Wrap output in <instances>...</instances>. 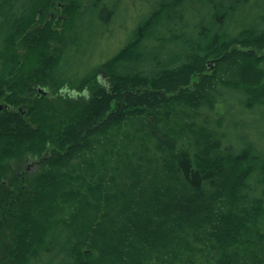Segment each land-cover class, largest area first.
Listing matches in <instances>:
<instances>
[{
    "label": "trees",
    "instance_id": "16d2710c",
    "mask_svg": "<svg viewBox=\"0 0 264 264\" xmlns=\"http://www.w3.org/2000/svg\"><path fill=\"white\" fill-rule=\"evenodd\" d=\"M105 1L0 0L11 25L0 100L14 108L0 112V264H264V150L226 145L225 115L213 116L221 91L264 106V0L162 4L101 66L107 84L73 87L59 66L85 4ZM256 4L262 12L234 34L240 7ZM158 25L200 38L150 35ZM150 37L183 49L157 70L159 50L141 53ZM25 157L40 173L22 181L10 165Z\"/></svg>",
    "mask_w": 264,
    "mask_h": 264
},
{
    "label": "rangeland",
    "instance_id": "374dc122",
    "mask_svg": "<svg viewBox=\"0 0 264 264\" xmlns=\"http://www.w3.org/2000/svg\"><path fill=\"white\" fill-rule=\"evenodd\" d=\"M161 1L163 3H160ZM169 2L171 0H107L102 5L103 7L98 8L95 12L92 10L91 5L85 4V9L74 32L73 43L70 47H67V54L64 62L60 64L59 70L68 78L69 83L73 87H78L83 81L92 77L98 79L102 84H107V76L104 68H101V66L111 61V59L128 47L137 37V31L143 26L144 21L148 20L149 23V18L154 17V14H156L155 10L163 11L164 6L162 4ZM61 6L62 4L58 3V10L63 9ZM259 8L258 4L251 5V7H240L234 20L238 23L232 27L234 34H237L241 30L242 25L239 22H245L246 19L244 21L243 19L247 15L251 16L262 12V9ZM190 10H198L197 13L204 11L200 10L198 5L192 7ZM111 11L115 12L111 13ZM8 12V8L0 7V38L2 35H7L10 31L11 25L9 24V20L3 16V14ZM59 15V13L53 15V19H56L54 29L57 32L63 31L64 26V20ZM232 23L230 22L229 24ZM206 28L209 29L208 23H205L197 30L201 32V30ZM161 29H163L162 25H158L155 29H150L149 34L152 35L157 32L159 35H163L165 39L181 34L184 39L193 40H199L201 34L196 29L187 30L185 33H170L166 30H164V33H161ZM150 38L149 41L144 42L143 46H141V53L144 54V60L146 61L152 59L155 50H159L158 60L156 61L159 66L155 62L154 65L153 63L130 64L132 66L129 69V63H127L121 65L122 69L127 68L145 73L156 69L161 70L163 66L171 63L169 60L180 54L183 49L177 41L161 44L156 40V37ZM2 47L1 44L0 48ZM155 66L157 67L156 69L154 68ZM69 83L64 86L67 91L72 89ZM47 90L51 91L50 89ZM75 91L73 90L72 92ZM221 93L223 96L222 100L226 104L218 105L213 116L217 118V116L225 115L224 127L221 130L227 134L224 141L225 144L238 148V144L252 142L264 150V106H257L252 110H248L241 104L242 101L237 93L227 91H221ZM2 102L0 100V103ZM28 159L25 157L23 160L13 161L10 165L12 172L19 176L22 181H24L25 176H35L40 173L39 165L36 166L34 162L36 159ZM253 187L256 190V184H253ZM254 194L256 195V191L251 190V195ZM203 259L204 257L202 256H196V262Z\"/></svg>",
    "mask_w": 264,
    "mask_h": 264
},
{
    "label": "flooded vegetation",
    "instance_id": "af4514ba",
    "mask_svg": "<svg viewBox=\"0 0 264 264\" xmlns=\"http://www.w3.org/2000/svg\"><path fill=\"white\" fill-rule=\"evenodd\" d=\"M41 89H39V92H40ZM43 94V93H42ZM44 94H47V91H44ZM24 107H19L18 110L19 111H22ZM4 110H10V111H13L14 108L7 102H2L0 103V112L4 111ZM28 160H31V158H29ZM36 166L39 165V160H35L34 161ZM29 170V169H28Z\"/></svg>",
    "mask_w": 264,
    "mask_h": 264
},
{
    "label": "water",
    "instance_id": "95a60500",
    "mask_svg": "<svg viewBox=\"0 0 264 264\" xmlns=\"http://www.w3.org/2000/svg\"><path fill=\"white\" fill-rule=\"evenodd\" d=\"M40 93H43V94H44V90L41 89V90H40Z\"/></svg>",
    "mask_w": 264,
    "mask_h": 264
}]
</instances>
